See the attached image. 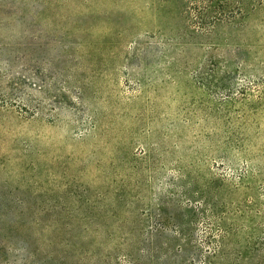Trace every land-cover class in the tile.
Instances as JSON below:
<instances>
[{
    "label": "rangeland",
    "instance_id": "obj_1",
    "mask_svg": "<svg viewBox=\"0 0 264 264\" xmlns=\"http://www.w3.org/2000/svg\"><path fill=\"white\" fill-rule=\"evenodd\" d=\"M0 264H264V0H0Z\"/></svg>",
    "mask_w": 264,
    "mask_h": 264
}]
</instances>
